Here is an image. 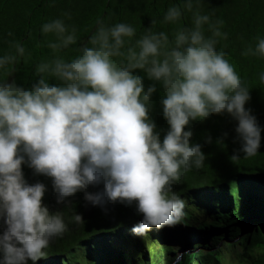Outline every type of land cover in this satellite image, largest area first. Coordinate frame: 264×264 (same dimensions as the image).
Listing matches in <instances>:
<instances>
[{
    "label": "clouds",
    "instance_id": "1",
    "mask_svg": "<svg viewBox=\"0 0 264 264\" xmlns=\"http://www.w3.org/2000/svg\"><path fill=\"white\" fill-rule=\"evenodd\" d=\"M183 8L192 12L193 25L177 29L171 45L168 35L151 28L132 44L133 26H107L98 19L80 54L37 65L39 79L30 88L14 80L0 82V264L35 262L46 255L51 237L67 231L62 214H50L42 202L45 185L25 180V164L52 180L57 202L100 184L112 201L137 202L144 220L133 231L143 235L151 227L178 222L184 202L175 193L169 196L170 185L180 179L182 168L187 173L193 165L203 166L201 146L191 144L193 133L185 131L190 121L228 114L236 121L244 157L256 155L262 129L245 107L250 89L223 49L217 50L220 40L228 39L221 31L224 21L202 14L199 5L193 11L191 0ZM181 15L174 5L164 22L179 21ZM42 31L55 36L48 44L54 51L77 42L76 28L62 19L45 23ZM254 39L242 55L264 59V37ZM14 47L16 55L0 58V69L9 76V67L25 52L18 42ZM138 70L162 87L169 126L162 141L148 117L156 85L145 91ZM259 82L264 85V72ZM85 198L95 203L100 197Z\"/></svg>",
    "mask_w": 264,
    "mask_h": 264
},
{
    "label": "trees",
    "instance_id": "2",
    "mask_svg": "<svg viewBox=\"0 0 264 264\" xmlns=\"http://www.w3.org/2000/svg\"><path fill=\"white\" fill-rule=\"evenodd\" d=\"M188 2L0 0V58L9 52L16 55L14 45L17 42L25 49L24 55H17L16 64L9 67L10 76L0 69V82L14 80L17 86L30 88L39 79L37 65L56 56L70 60L80 54L79 48L95 32L98 19L107 26L119 22L133 26L136 35L131 38L132 44L151 28L153 32L162 31L168 35L171 45L177 29L193 25L192 12L183 8ZM191 2L193 11L199 5L202 14H212L213 19L224 21L221 31L228 34V39L220 40L217 50L223 49L225 59L249 87L251 99L245 107L251 109L262 131L258 152L245 158L235 133L236 121L228 114L211 115L203 122L190 121L185 128V131H192L190 143L201 146L205 160L202 167L193 165L187 173L182 168L180 179L173 181L168 190L169 196L175 193L184 202L183 214L173 226L195 240L191 244L192 252L182 254L175 264H222L216 248L224 239L229 241V247H241L237 264H264V260L259 259L264 257V85L259 82V74L264 72V59L242 55L248 45L254 46L257 35L264 37V0ZM174 5L181 7L180 20L164 22L168 8ZM55 19H62L70 28H76V44L60 51L48 47L50 42H55V36L43 33L42 26ZM205 34L210 35L207 30ZM135 74L144 77L145 91L153 83L156 85L148 102V117L162 141L169 130L163 117L162 87L159 82L149 80L143 71L138 70ZM48 82L58 84L52 79ZM233 156L238 159L233 160ZM22 171L27 183L45 185L43 204L50 214L61 213L67 225L62 237L50 238L44 257L27 264H158L163 259L164 255L159 254L162 248L158 254L152 248L143 254L139 250L143 248L141 236L148 237V231L155 227L143 235L133 231L144 220L138 212L137 202L110 200L103 191V184L86 186L57 202L50 178L34 174L26 164ZM86 194L100 198L93 203L85 198ZM194 208L203 210L208 218L193 223ZM76 216L80 221L74 219ZM244 222H249V227L241 234ZM2 227L0 221V229ZM164 228H159V232ZM176 232L172 231L174 235ZM172 252L167 253L172 255L167 264H172L178 257Z\"/></svg>",
    "mask_w": 264,
    "mask_h": 264
},
{
    "label": "rangeland",
    "instance_id": "3",
    "mask_svg": "<svg viewBox=\"0 0 264 264\" xmlns=\"http://www.w3.org/2000/svg\"><path fill=\"white\" fill-rule=\"evenodd\" d=\"M189 206V205H188ZM193 214L195 217V220L192 222L195 223L200 220H206L207 214L203 212V210L194 208ZM260 219V218H259ZM243 227L245 226V231H247L249 227V222H244ZM176 230V235L172 233V231ZM263 230H264V224H263ZM160 229L156 228H151L148 233V237H142L141 236V246L143 248H140V252L143 254L144 251H148V249L152 248L154 252H159L160 248H162L159 252L161 254L160 256H163V259L161 262L158 264H167L169 258L172 257V255L167 254L170 253L171 250L173 251L172 254L174 253V256L178 255V252H182L181 254L184 253H191L193 247L191 246L192 243H194L195 240L192 241L193 237L192 235H183L182 234V229H180L177 226H165L164 229L159 232ZM243 234V231L241 232ZM192 241V242H191ZM229 241L224 239L221 241L217 248L219 250V257L222 259L221 263L222 264H237V255L239 252H241V247H229L228 245ZM158 254V253H157ZM156 254V255H157ZM155 255V254H154ZM159 256V259H160ZM260 260H264V257H260Z\"/></svg>",
    "mask_w": 264,
    "mask_h": 264
},
{
    "label": "water",
    "instance_id": "4",
    "mask_svg": "<svg viewBox=\"0 0 264 264\" xmlns=\"http://www.w3.org/2000/svg\"><path fill=\"white\" fill-rule=\"evenodd\" d=\"M179 259V256L177 257V259L172 263V264H175Z\"/></svg>",
    "mask_w": 264,
    "mask_h": 264
}]
</instances>
